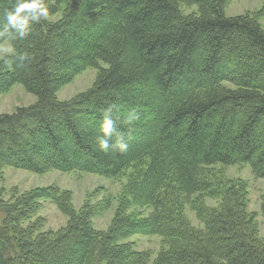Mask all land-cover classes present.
I'll return each mask as SVG.
<instances>
[{"label": "trees", "instance_id": "trees-1", "mask_svg": "<svg viewBox=\"0 0 264 264\" xmlns=\"http://www.w3.org/2000/svg\"><path fill=\"white\" fill-rule=\"evenodd\" d=\"M229 1L45 0L48 20L15 42L31 60L0 59V93L20 83L37 97L0 113V176L7 166L108 177L131 169V198L101 230L93 217L110 204L77 210L53 185L0 192V264H264L246 184L217 172L249 165L264 178V28L258 15L227 16ZM15 2L0 0V22ZM88 67L98 70L93 85L60 100ZM113 103L121 119L138 116L125 153L96 142ZM117 129L127 135L119 121ZM205 196L220 202L203 205ZM46 200L69 217L59 229H43ZM135 206L152 211L128 212ZM135 234L159 236L156 255L127 240Z\"/></svg>", "mask_w": 264, "mask_h": 264}, {"label": "rangeland", "instance_id": "rangeland-1", "mask_svg": "<svg viewBox=\"0 0 264 264\" xmlns=\"http://www.w3.org/2000/svg\"><path fill=\"white\" fill-rule=\"evenodd\" d=\"M264 0H230L226 6V15L235 16L240 14L258 15V20L264 28ZM185 12H191L194 7H183ZM57 18V17H56ZM3 56H0V59ZM98 70L88 67L78 73L74 79L63 86L57 93L60 100L69 99L78 93L91 87L97 77ZM37 97L28 92L25 87L17 83L8 91L0 93V113H13L18 107L28 106L35 103ZM128 169L124 174L117 177H108L95 173L81 171L62 172L51 170L45 173H35L25 169L7 166L0 176V192H4L9 198L13 193H23L27 190L57 186L71 194L72 204L75 209H80L83 204L107 203L109 208L93 217V225L97 229L105 230L111 224L122 199L131 198L126 193L128 184ZM218 176L223 178L242 181L246 184L249 194L248 209L256 214L259 228V237L264 241V213L262 202L264 201V178L257 177L249 165L217 166ZM201 204L217 206L220 200L217 197H201ZM129 206V205H128ZM133 207V206H132ZM130 208L128 212L134 211L139 216L148 215L151 208ZM186 213L191 223L202 226L200 216L191 207L187 206ZM37 215L44 217L46 223L44 230L59 229L68 221V215L63 213L58 205L52 201H42V207ZM127 240L134 241L138 249H148L156 253L160 250L162 241L157 235L135 234Z\"/></svg>", "mask_w": 264, "mask_h": 264}, {"label": "clouds", "instance_id": "clouds-1", "mask_svg": "<svg viewBox=\"0 0 264 264\" xmlns=\"http://www.w3.org/2000/svg\"><path fill=\"white\" fill-rule=\"evenodd\" d=\"M49 18V9L45 0H16L15 5L3 11L2 22H0V56L12 57L17 67H22L31 60L27 52H20L15 47V42L27 38L33 31V25L46 21ZM116 109L114 112L113 110ZM138 116L132 112L121 119L119 108L116 104H109L102 112L100 133L96 137L99 150L107 153L115 149L125 153L129 147L131 132L134 131L135 121ZM117 121L126 128L125 132L118 131ZM115 133L114 143L113 137Z\"/></svg>", "mask_w": 264, "mask_h": 264}]
</instances>
